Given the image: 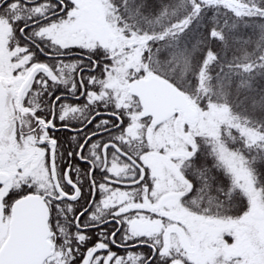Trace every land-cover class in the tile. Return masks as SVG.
<instances>
[{"label": "snow or ice", "instance_id": "snow-or-ice-1", "mask_svg": "<svg viewBox=\"0 0 264 264\" xmlns=\"http://www.w3.org/2000/svg\"><path fill=\"white\" fill-rule=\"evenodd\" d=\"M0 264H264V0H0Z\"/></svg>", "mask_w": 264, "mask_h": 264}, {"label": "flooded vegetation", "instance_id": "flooded-vegetation-1", "mask_svg": "<svg viewBox=\"0 0 264 264\" xmlns=\"http://www.w3.org/2000/svg\"><path fill=\"white\" fill-rule=\"evenodd\" d=\"M61 135H63V134H61Z\"/></svg>", "mask_w": 264, "mask_h": 264}]
</instances>
